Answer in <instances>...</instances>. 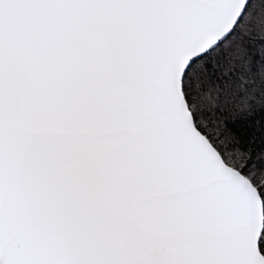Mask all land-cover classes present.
Returning <instances> with one entry per match:
<instances>
[{
	"label": "snow or ice",
	"instance_id": "snow-or-ice-1",
	"mask_svg": "<svg viewBox=\"0 0 264 264\" xmlns=\"http://www.w3.org/2000/svg\"><path fill=\"white\" fill-rule=\"evenodd\" d=\"M0 264H264V0H0Z\"/></svg>",
	"mask_w": 264,
	"mask_h": 264
}]
</instances>
